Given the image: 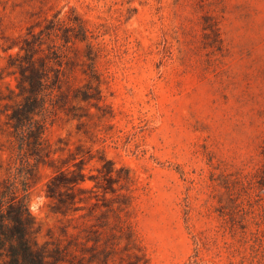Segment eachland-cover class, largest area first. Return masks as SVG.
Returning a JSON list of instances; mask_svg holds the SVG:
<instances>
[{
    "label": "rangeland",
    "instance_id": "rangeland-1",
    "mask_svg": "<svg viewBox=\"0 0 264 264\" xmlns=\"http://www.w3.org/2000/svg\"><path fill=\"white\" fill-rule=\"evenodd\" d=\"M32 35L42 57L58 47L61 81L42 118L54 166L84 163L90 201L74 215L58 213L46 194L54 171L19 152L7 125L10 56ZM263 149L264 0H0V180L28 183L40 244L77 242L73 259L101 234L117 246L111 264L127 259L103 206L115 197L95 187L110 162L133 180L122 218L148 264H264V190L242 182L263 168Z\"/></svg>",
    "mask_w": 264,
    "mask_h": 264
},
{
    "label": "trees",
    "instance_id": "trees-1",
    "mask_svg": "<svg viewBox=\"0 0 264 264\" xmlns=\"http://www.w3.org/2000/svg\"><path fill=\"white\" fill-rule=\"evenodd\" d=\"M204 30L214 34L215 40L211 47L221 52V47L216 44L220 41L217 24H211ZM42 33L52 35L55 33V28H46ZM32 38V40L26 39L24 45L18 46L19 52L10 56L8 68L13 69V73L19 74V77L16 86L18 92L11 91L18 100L13 105H7V125L12 130L11 135L16 139L19 152L29 153L37 164L43 163L54 171L46 185V194L56 201L58 213L66 216L69 213L74 215L80 210L77 208L78 203L90 201V198L81 196L89 192V189L84 187L87 180L84 163L76 170H72L69 166L62 168L54 166V161L50 158L52 153L50 145L45 140L46 121L42 118V114L46 111L47 97L59 88L61 81L59 70L51 77L52 56L60 59L57 52L58 47L49 46V56L42 57L40 56L44 52L42 40L35 38V35H32ZM61 39L65 43L71 40V38H66V35ZM87 40L88 37L85 34L81 41ZM88 48L93 50L90 45ZM91 60L94 62L92 58ZM90 78L92 84L101 83L94 66ZM98 89L99 87H95V90ZM262 156L264 157V149ZM98 171L102 174L106 184L97 182L95 187L103 189L105 195L110 193L115 197L111 200L105 198L103 206L108 212H113L117 219L114 239L125 242L122 250L126 253L127 259L121 258L120 264H148L149 259L143 248L134 238L131 227L122 218V214L125 216L128 214L131 193H133L130 185L133 183L129 176L130 172L123 169L122 171L127 172L128 176L122 178L114 164L110 162ZM114 174L117 176L114 177ZM122 181H125V184L120 186V189H115L114 185L121 184ZM242 182L246 187L252 188L257 184L260 189L264 190V164L255 180L244 177ZM123 189H126L128 194L119 195V190ZM28 196V183L25 181L11 177L0 180V264H111V260L115 261L116 244L110 243V239L103 240L101 234L95 236V239H87L79 249L80 255H73V259L69 258L70 250L73 246L80 245L77 242H69L66 246L62 239H58L56 242L40 244L36 236L37 223L29 210ZM115 204L117 206L114 208ZM94 206L97 207V205ZM85 217L81 216V218ZM90 241L93 242L92 245H89Z\"/></svg>",
    "mask_w": 264,
    "mask_h": 264
}]
</instances>
